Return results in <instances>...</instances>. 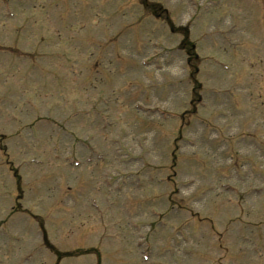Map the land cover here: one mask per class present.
<instances>
[{
  "label": "rangeland",
  "instance_id": "374dc122",
  "mask_svg": "<svg viewBox=\"0 0 264 264\" xmlns=\"http://www.w3.org/2000/svg\"><path fill=\"white\" fill-rule=\"evenodd\" d=\"M150 2L200 93L138 0H0V264H57L43 230L101 264H264L236 238L264 237V0ZM239 206L262 224L225 231Z\"/></svg>",
  "mask_w": 264,
  "mask_h": 264
}]
</instances>
